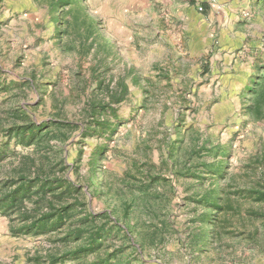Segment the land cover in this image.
I'll return each instance as SVG.
<instances>
[{"label": "rangeland", "instance_id": "374dc122", "mask_svg": "<svg viewBox=\"0 0 264 264\" xmlns=\"http://www.w3.org/2000/svg\"><path fill=\"white\" fill-rule=\"evenodd\" d=\"M0 264H264V0H0Z\"/></svg>", "mask_w": 264, "mask_h": 264}, {"label": "trees", "instance_id": "16d2710c", "mask_svg": "<svg viewBox=\"0 0 264 264\" xmlns=\"http://www.w3.org/2000/svg\"><path fill=\"white\" fill-rule=\"evenodd\" d=\"M259 193V195H261L262 193L261 192H258ZM261 197V196H260ZM13 201H15L14 199L13 200H11V203L13 202Z\"/></svg>", "mask_w": 264, "mask_h": 264}, {"label": "built area", "instance_id": "2783aa9c", "mask_svg": "<svg viewBox=\"0 0 264 264\" xmlns=\"http://www.w3.org/2000/svg\"><path fill=\"white\" fill-rule=\"evenodd\" d=\"M200 11H202V8H200Z\"/></svg>", "mask_w": 264, "mask_h": 264}]
</instances>
